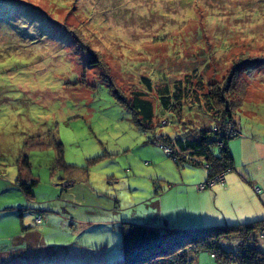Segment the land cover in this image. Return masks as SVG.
I'll list each match as a JSON object with an SVG mask.
<instances>
[{"label":"rangeland","instance_id":"1","mask_svg":"<svg viewBox=\"0 0 264 264\" xmlns=\"http://www.w3.org/2000/svg\"><path fill=\"white\" fill-rule=\"evenodd\" d=\"M195 67L203 92H221L217 110H230L226 132L239 126L227 146L244 184L197 190L203 162L177 164L150 140L220 127L189 99L179 116L164 113L141 80L155 88ZM137 89L153 103L152 128L128 106ZM16 178L35 181L32 195ZM24 196L22 222L33 232L20 239L21 212L11 206ZM261 197L264 0H0V264H117L123 222H248L239 220L254 205L264 218ZM236 243L221 241L227 250ZM191 264L223 263L200 252Z\"/></svg>","mask_w":264,"mask_h":264},{"label":"trees","instance_id":"2","mask_svg":"<svg viewBox=\"0 0 264 264\" xmlns=\"http://www.w3.org/2000/svg\"><path fill=\"white\" fill-rule=\"evenodd\" d=\"M197 73V68H192L181 79L174 78L171 83L161 82L155 88L151 87L148 78L141 80L147 89L155 91L164 113L179 116L184 110L183 102L189 99V102L203 108L207 114L215 115L213 120L221 121L218 128L215 125L213 128H186L173 137L161 135L150 139L166 146L169 149L166 154L177 164L198 166L203 162L208 180L218 173L225 174L233 169L234 159L227 141L234 136L226 132L225 128V123L231 119L230 110L224 108L218 111L215 105L222 100L221 92H203V85L198 80ZM147 94L139 89L132 91L128 104L134 113L135 122L146 129L154 126L153 119L156 114ZM56 149L61 156L60 142L57 143ZM16 182L24 195H32L29 187L35 181L29 184L16 178ZM20 226L24 228L22 222ZM262 227L264 218L190 228L123 222L120 227L121 258L117 264H191L200 252H208L212 258L223 264H264V248L257 235V230ZM230 238L235 239L237 243L235 248L227 250L222 247L221 241Z\"/></svg>","mask_w":264,"mask_h":264},{"label":"crops","instance_id":"3","mask_svg":"<svg viewBox=\"0 0 264 264\" xmlns=\"http://www.w3.org/2000/svg\"><path fill=\"white\" fill-rule=\"evenodd\" d=\"M254 150V145H252L251 143L248 145V147H247V153H250V154H252V151ZM257 158L255 157V156H253L250 160H256ZM244 162V166L247 168V170H248V168H249V163H248V161H243ZM225 177V181H226V184H224V185H222V186H226L227 185V183L229 184V185H231V184H233V183H235V184H244L243 182V180H244V176L243 177H240V175H235V173H232V171H231V173L230 174H226V175H224ZM251 176H253L255 179H256V181H259V178L256 176V175H251ZM251 183V185H254L255 183H253V182H250ZM255 188V187H254ZM257 188V187H256ZM248 190H250V188L248 189ZM225 191H227V189L225 190ZM259 195V194H258ZM260 195H261V190H260ZM215 197H218V194L216 193L215 194ZM24 200H23V203L22 204H15V205H17V206H15V205H13V206H11V208H16L17 209V211H18V209H20V210H22V211H20L19 210V212H21L20 213V217H21V220H23L22 219V215H23V211L25 210L24 208H26V209H30L28 206L27 207H25V205H24V203H25V200H26V197L24 196ZM254 201H257L258 199H256L255 197H253L252 198ZM260 199V198H259ZM261 199H262V197H261ZM28 201V200H27ZM258 202V206L261 208V205H260V203L261 202H259V201H257ZM262 202H264V199H262ZM21 205V206H20ZM22 205H24V206H22ZM257 208L258 207H256L255 205L254 206H251V211H252V214H250V215H248L246 218H244L243 220L241 219V220H239V221H251V220H254L256 217H259V216H255V214H256V210H257ZM38 215V214H37ZM216 219H218V218H216ZM234 218H226L225 219V221H228V220H233ZM222 220H217L216 222H221ZM22 222V221H21ZM23 223V222H22ZM168 223V222H167ZM167 223L166 224H160V225H167ZM24 225V228H21L20 227V239H22V238H24V236H29V234H30V232L32 233L33 231L31 230V229H33L32 227H33V224H23ZM150 225H157V224H150ZM24 241V240H23ZM18 243V242H17ZM11 249H19V247H12ZM11 249H9L11 252H13L14 253V251H12ZM26 248H24V250H25ZM23 258H25V257H23Z\"/></svg>","mask_w":264,"mask_h":264},{"label":"built area","instance_id":"4","mask_svg":"<svg viewBox=\"0 0 264 264\" xmlns=\"http://www.w3.org/2000/svg\"><path fill=\"white\" fill-rule=\"evenodd\" d=\"M235 125H230V127L228 128L227 132L233 136H235V133L239 132V126L238 128L235 130ZM163 149L165 152H169V149L166 147V146H163ZM215 183H219L221 185H223L225 183V178H224V175L223 173H218L216 175H214L213 177H211L210 179H208L207 181H205L204 183H198V184H195V188L197 190H202L204 188H206L207 186H211ZM34 221L35 223H41L42 222V218L40 215H36L34 217ZM259 237H260V240H261V243L262 241H264V230L261 231V233H259Z\"/></svg>","mask_w":264,"mask_h":264}]
</instances>
